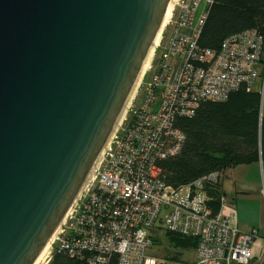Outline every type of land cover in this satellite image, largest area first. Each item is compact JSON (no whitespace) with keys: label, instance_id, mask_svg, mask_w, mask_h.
<instances>
[{"label":"water","instance_id":"95a60500","mask_svg":"<svg viewBox=\"0 0 264 264\" xmlns=\"http://www.w3.org/2000/svg\"><path fill=\"white\" fill-rule=\"evenodd\" d=\"M172 0H0V264H36L79 199Z\"/></svg>","mask_w":264,"mask_h":264},{"label":"built area","instance_id":"2783aa9c","mask_svg":"<svg viewBox=\"0 0 264 264\" xmlns=\"http://www.w3.org/2000/svg\"><path fill=\"white\" fill-rule=\"evenodd\" d=\"M213 4L173 0L170 31L153 53L144 98L131 106L77 205L36 264H50L57 250L87 256L91 264H264L259 229H239L225 194L215 206V195L202 193L219 172L175 186L165 182L160 166L184 143L178 117L192 116L209 100L251 90L257 80L264 99V35L250 29L228 37L219 52L205 47L201 38ZM169 232L191 241L193 261H181L161 240L156 243Z\"/></svg>","mask_w":264,"mask_h":264},{"label":"trees","instance_id":"16d2710c","mask_svg":"<svg viewBox=\"0 0 264 264\" xmlns=\"http://www.w3.org/2000/svg\"><path fill=\"white\" fill-rule=\"evenodd\" d=\"M250 29L264 35V0H214L201 44L219 52L228 37ZM261 72L263 76L264 65ZM259 83L257 80L256 85ZM263 105L264 99L258 90L241 89L228 94L224 100L203 103L192 116L178 117L176 127L184 133L185 140L177 154L160 162L165 182L187 185L201 176L219 172L220 178L206 181L202 192L215 195V206H218L220 193L225 194L222 172L238 164L264 159ZM154 240L156 243L161 240L179 260H194L187 257L194 253L189 239L169 232L167 237ZM50 264L91 262L87 256L57 250Z\"/></svg>","mask_w":264,"mask_h":264},{"label":"crops","instance_id":"0c3cea01","mask_svg":"<svg viewBox=\"0 0 264 264\" xmlns=\"http://www.w3.org/2000/svg\"><path fill=\"white\" fill-rule=\"evenodd\" d=\"M242 172H245L243 176ZM227 173L228 189L222 183V190L233 203L234 218L239 228L245 232H250L253 228L259 229L264 244V159L238 164ZM254 249L258 256L259 247L255 246ZM250 264H257V261Z\"/></svg>","mask_w":264,"mask_h":264},{"label":"rangeland","instance_id":"374dc122","mask_svg":"<svg viewBox=\"0 0 264 264\" xmlns=\"http://www.w3.org/2000/svg\"><path fill=\"white\" fill-rule=\"evenodd\" d=\"M172 2H173V0H172ZM172 2L170 3L169 8H167L168 11H167L166 17H165V19H164V24H163V26H162V30H161L160 36H159V38H158V40L156 41V44H155V46H154L153 53H154L155 49L157 48L158 42H159L161 39H164V38L166 37V35L169 33V31H170V28H168L167 18H168L169 9H170V7H171V5H172ZM153 53L151 54L149 60L147 61V66L145 67V70H144V73H143V75H142V78H141L139 84L137 85V88H136V90H135V92H134V94H133V96H132V98H131L129 104H128L127 107H126L125 112L123 113L122 117L120 118L119 125H117V127H116V129H115V132L117 131V129H118V127L121 125V123H122L123 121H125L127 117H129V115L131 114V109H132L133 105L137 104L138 101H142V99H143L144 96H145V86H146V82H147V81L150 79V77L152 76V72L149 71V67L151 66V64H152V62H153V59H152V58H153ZM152 66H153V65H152ZM254 89L257 90V89H258V86L256 85V86L254 87ZM131 106H132V107H131ZM262 109H263V115H264V105H263V108H262ZM115 132L112 134V137H111V139L109 140V142H108V144H107V146H106V148H105V150H104V153H103V155H102V158H101L99 164L101 163V161H102V159H103V157H104V155H105V153H106V149H107L108 145L110 144V142L112 141V138H113ZM99 164L96 166V168L99 166ZM96 168H95V169H96ZM231 168H232V167H231ZM242 168H246V167H245V166H242ZM95 169L93 170V172L91 173V177L89 178V180H88L87 183L85 184V186H84V188H83V190H82V193L84 192L86 186H87L88 183L90 182V180H91V178H92V176H93V174H94ZM229 170H230V168H227V169H225V170L222 172V183H224V187H225L226 189H228V188H227V187H228L227 179L229 178V174H228L227 172H229ZM244 174H245V172H242V176H243ZM82 193H81V195H82ZM81 195H80V197H81ZM80 197H79V199H80ZM79 199H78V200L76 201V203L73 205V207L71 208V210L69 211V213H70V212L74 209V207L77 205ZM69 213H68V214H69ZM64 221H65V220H64ZM64 221H63V223H64ZM63 223H62V224H63ZM62 224H61V225H62ZM61 225H60V226H61ZM60 226H59V228H60ZM59 228L55 231V233H54V235H53V240L55 239L54 236L58 233ZM239 229H240V228H239ZM240 230H241V229H240ZM241 231H242V230H241ZM170 245H171V244L168 242V246H170ZM46 246H47V245H46ZM47 247H48V246H47ZM45 248H46V247H45ZM153 255H155V256H161V254H160V253H157V252H154ZM187 257H190V260H193V259L195 258V255H194V253H192L191 255H188ZM233 264H236V263H233Z\"/></svg>","mask_w":264,"mask_h":264},{"label":"bare ground","instance_id":"6f19581e","mask_svg":"<svg viewBox=\"0 0 264 264\" xmlns=\"http://www.w3.org/2000/svg\"><path fill=\"white\" fill-rule=\"evenodd\" d=\"M146 66H147V64L145 65V67H146ZM90 177H91V176H90ZM51 242H52V241L50 240V241L48 242L47 246H49ZM47 246H46V248H47ZM46 248H45V249H46ZM45 249H44V250H45ZM44 250H43V251H44Z\"/></svg>","mask_w":264,"mask_h":264},{"label":"clouds","instance_id":"9594fccd","mask_svg":"<svg viewBox=\"0 0 264 264\" xmlns=\"http://www.w3.org/2000/svg\"><path fill=\"white\" fill-rule=\"evenodd\" d=\"M54 235V234H53ZM52 238H53V236H52ZM52 238H51V240H52ZM123 249H121V251H122Z\"/></svg>","mask_w":264,"mask_h":264}]
</instances>
